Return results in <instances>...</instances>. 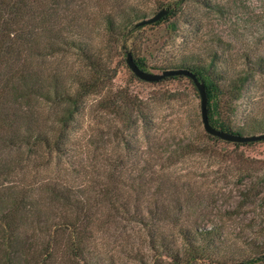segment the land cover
<instances>
[{"label":"rangeland","instance_id":"374dc122","mask_svg":"<svg viewBox=\"0 0 264 264\" xmlns=\"http://www.w3.org/2000/svg\"><path fill=\"white\" fill-rule=\"evenodd\" d=\"M65 1L59 26L93 38L102 59L116 70L114 92L138 111L123 116L97 106L104 92L84 98L66 130L63 151L49 155L43 147L36 155L28 153L18 175L35 187L60 177L71 191L88 197L94 216L87 251L98 264H216L208 254L232 264L253 258L264 248V140L235 145L212 139L202 122L199 92L188 77L147 82L132 72L126 58L130 51L144 58V70L161 73L178 68L172 64L183 52L210 60L217 50L230 65L252 66L264 56V0H214L211 7L206 0H185L179 6V0ZM163 8L169 12L160 23L121 38L104 33L105 15L138 12L147 19ZM37 63L48 74L75 66L78 59L66 51ZM223 101L232 104L228 96ZM234 104L237 125L250 111L264 109V73L251 76ZM37 106L49 122L62 111L53 103ZM192 144L197 151L182 153ZM101 190L116 194L114 204L108 195L102 198ZM213 226H218L211 236L215 241L209 239L207 251L195 261L180 263L182 257L178 261L168 253L181 248L182 227ZM68 237H61L59 254ZM249 264H264V259Z\"/></svg>","mask_w":264,"mask_h":264},{"label":"trees","instance_id":"16d2710c","mask_svg":"<svg viewBox=\"0 0 264 264\" xmlns=\"http://www.w3.org/2000/svg\"><path fill=\"white\" fill-rule=\"evenodd\" d=\"M182 1L185 0L177 1L176 5H181ZM213 1L206 0V5L214 6ZM64 2L68 1L0 0V264H98L87 251L88 228L94 216V207L88 197L81 196L80 190L71 191L72 187L62 184L60 177L35 187L24 182L18 173L23 170V161L31 157L28 153L36 155L43 147L49 155L63 151L67 142L66 130L81 109L84 98L104 92L97 100V106L123 116L131 109L137 110L125 95L114 92L112 83L116 70L102 59L93 38L82 36L69 25L59 26V9ZM104 19L105 35L119 38L147 26H137L144 20V15L138 12L126 16L105 15ZM66 51L76 53L78 64L47 74L37 63L40 58ZM134 59L141 68L146 67L144 58ZM172 65L189 69L205 83L213 126L241 136L264 134V109L257 113L250 111L243 124L234 122L238 111L234 102L242 97L251 76L264 73V56L258 57L252 66L243 62L230 65L217 50L212 52L210 60L186 51ZM224 96L231 98L232 104L225 103ZM39 102L59 105L62 111L49 122L42 119L37 106ZM248 130L259 133L246 134ZM251 142L256 141L231 143ZM13 150L17 154L5 156ZM194 151L197 148L192 144L182 153ZM17 175V180H10ZM101 191L102 198L109 196L114 204L116 194ZM217 229L218 226L182 227L181 248L167 251L173 258L179 257L178 261L182 257L180 263L184 259L191 263L204 255L209 239L212 243L215 241L211 236ZM65 235L69 236L68 245L59 254L57 246L64 241L61 237ZM207 259L217 261L216 264L234 261H228L229 258L224 256L214 259L209 254ZM261 259H264V248L253 258L245 257L237 264Z\"/></svg>","mask_w":264,"mask_h":264},{"label":"water","instance_id":"95a60500","mask_svg":"<svg viewBox=\"0 0 264 264\" xmlns=\"http://www.w3.org/2000/svg\"><path fill=\"white\" fill-rule=\"evenodd\" d=\"M168 12H169L168 9L163 8L159 12H157L155 15H153L152 17L144 19L141 22H139L137 26H143V25L155 23L159 21L160 19H162L164 16H166ZM126 62L129 68L138 78H140L141 80L147 81V82H159L166 77L177 76V75H183V76H187L191 78L200 95L201 117H202L204 129L206 130L207 133L213 136H217L229 142H250V141H258V140L264 139V134L252 135V136H241V135L233 134L231 132L220 130L216 128L215 126H213L209 118V107H208L209 98H208L206 85L200 79L199 76H197L195 73H193L189 69L171 68V69H165L161 73L146 71L137 64L136 60L133 57L132 52L130 51L127 52Z\"/></svg>","mask_w":264,"mask_h":264}]
</instances>
